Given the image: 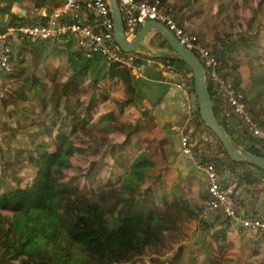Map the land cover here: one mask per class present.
<instances>
[{
	"label": "trees",
	"instance_id": "1",
	"mask_svg": "<svg viewBox=\"0 0 264 264\" xmlns=\"http://www.w3.org/2000/svg\"><path fill=\"white\" fill-rule=\"evenodd\" d=\"M53 44L57 46L59 43ZM80 55L84 57L81 53ZM220 55L222 57L225 52H220ZM100 58L88 60L84 57L87 61L68 79L63 89V97L56 99L53 106L48 103L50 100L44 102V98L37 97L33 92H52L53 86L63 81L60 70H56L53 79L49 78L51 69L44 70L42 78H38L37 72L32 73L28 79L26 76L23 78L21 74L23 86L31 87L27 91L34 94L32 99L35 98L34 110L26 111L27 115H43L40 116L41 122L31 120L32 124L22 122V125L41 126L37 133L44 135V138L31 150L23 149L21 158L18 155L12 156L23 169L3 170L10 183L8 187L0 186V250L13 253V259L19 264H108L72 233L77 224L97 220L105 232H118L127 222L139 227L140 244L136 256L145 252L148 237L161 242L168 232V244H178L179 248L177 251H174L173 246L169 248L171 252H175L174 256L168 257V262L157 260L158 264H232L223 248L216 250L210 245L217 237L215 235L204 236L198 243L185 244V240L194 239L189 224L198 219L199 213L195 211L196 204L191 202L187 195L180 194L183 190L180 185L198 179V175L206 180V176L191 158L184 154L181 133V152L172 147V153L168 156L164 143L148 141V149L138 147L133 150L131 157L123 160L117 170L103 173L102 165L98 162L86 167L82 174L85 181L83 185L78 186L81 178L70 179L67 176L73 168V156L82 151L76 143L71 142L73 136L78 138L80 130L89 131L91 134L100 129L104 120H123L130 129L124 146L127 148L132 136L141 127L139 121L133 124L130 118L123 116L127 107L139 109V79L120 64H94L95 60ZM174 63L178 65L173 66L178 73L183 74V67L188 68L179 58L171 61L172 65ZM93 65L99 66L100 69L94 72L95 74H89L91 85L83 88L80 80L88 76V71ZM188 70L191 74L192 71L189 68ZM183 75L189 76L186 73ZM190 80L184 83L192 86V93L195 95L193 77ZM48 82H51V85H48ZM119 85L125 92V97L121 100L117 99L115 94ZM85 91H89L88 94L85 95ZM19 98L28 99L24 94H20ZM215 110L214 108L216 116ZM65 112L67 120L62 122L58 118ZM26 119L27 117L24 118ZM218 122L231 140L236 142L229 127L219 120ZM199 123L204 124L201 120ZM212 135L215 137L213 133ZM199 136V132L191 136L190 143L196 144ZM243 139L246 141L248 138ZM217 141V149L207 151L204 160L215 159L216 152H222L234 166H246L264 174V171L256 166L232 162L218 139ZM50 142L56 147L52 148L48 144ZM249 145L246 152L264 157V145L257 142H251ZM180 156L185 157V163L179 162ZM168 169L177 171L176 184L168 182ZM248 178L249 174H246L244 179ZM93 181L105 182L101 192H96L100 186L94 188L91 185ZM81 188H90V191L84 192ZM207 201L208 194L206 203ZM2 213H6V216ZM222 241L225 242L226 238Z\"/></svg>",
	"mask_w": 264,
	"mask_h": 264
},
{
	"label": "rangeland",
	"instance_id": "2",
	"mask_svg": "<svg viewBox=\"0 0 264 264\" xmlns=\"http://www.w3.org/2000/svg\"><path fill=\"white\" fill-rule=\"evenodd\" d=\"M163 2L165 7L172 11L176 21L184 24L190 33L197 35L203 44L208 45V47L213 46L215 49L219 48L218 51L222 52V54L225 52L222 60L226 69V76L233 80L234 84L245 95L249 113L264 128V0H168V3L167 1ZM17 39L18 42L15 46L13 44L12 48L11 76L0 79V186L3 185L5 187H8L10 180L5 177L3 170L8 168L23 169V166L21 164L18 165V162L12 156L18 155L21 158L23 149L31 150L36 146L37 142L44 138V135L37 133V129L41 126L22 125V122L24 124L25 122L26 124H32L31 120L36 123L41 122L42 118L40 116L43 117V115L38 113L36 115L31 113L32 116L27 115L26 111L33 112L34 110L35 98L32 99V96L34 94L37 97L41 96L44 98V102L50 100L48 103H52L53 106L56 99L63 97L64 86L68 83V79L74 75L75 66L80 65V61L83 62V59H74L71 62L70 59L72 57L70 55L74 52L67 53L68 43L57 44L56 47L58 49L56 48L54 52L48 55L45 62L52 66L49 78L53 79L56 68H58L63 81H59L57 86H53L52 92L48 94L44 91H36L33 92L34 94L30 93L27 90H30L31 87L23 86V81L20 78L21 74H23L22 77L25 78L26 76L28 79L32 73L36 72L37 63L34 60L36 51H33L31 47L26 48V51V49L22 48L23 38ZM75 47L77 48L76 45ZM177 58L178 56L173 52L172 57H168V61ZM166 60L162 59V62L168 68L169 66L165 64ZM94 64L97 63L94 62ZM170 66L172 68L173 66L178 67L176 63ZM99 69V66L95 65L94 67L93 65V68L88 73L90 72V75H92ZM171 71L168 68V74ZM183 73L189 75L183 76L184 82H190L192 73L190 74L187 67H183ZM80 82L83 84V88L91 85L90 79L80 80ZM47 84L51 85V82ZM70 91H72L71 88ZM88 92L85 91V95ZM209 92L212 99L215 100L211 90ZM20 94H24L28 99L22 100L19 98ZM215 113L217 119L224 126H227L225 119L216 110ZM66 114V112L62 113L58 119H61L62 122L67 120ZM25 117H27L26 120H24ZM42 125L44 127V123ZM101 127L96 132H91V134L89 131L80 130L78 138L76 136L72 137L71 142L73 144L76 143L82 151L72 158L73 168L67 174L70 179H82V174L86 167L88 168L89 165L96 162L102 165L103 173L112 172L113 169L117 170L119 168V164L123 160L131 157L133 150L130 147L131 142H129L130 144L127 145V148L124 147L126 136L130 130L127 123L123 122V120L117 122L104 120L101 122ZM229 130L233 131L231 128ZM235 133L237 134L234 131ZM241 139L239 138L236 142L242 143L243 139ZM48 144L52 148L56 147L52 142ZM147 146H143V149H148ZM237 149L243 152L238 147ZM79 182L81 183L78 186L85 183L84 179ZM104 183L93 181L91 185L94 188L100 186V189L96 191L98 193L102 191ZM81 189L84 192L90 191V188ZM2 214L6 216V213ZM189 226L191 234L197 237L199 234L194 231V223H190ZM139 232V227L128 222L118 232H105L102 224L97 220L79 223L72 230L74 236L88 245L93 253L103 258L108 264H141V262L158 264L157 260L168 262V257H173L174 251L179 248L178 244H168L167 232L161 242L158 239L148 237L149 241L145 245V252L141 256H136L138 245L140 244L138 239ZM138 241L139 243H137ZM185 244L190 245L191 241L187 239ZM172 246L174 251L171 252L169 248H172ZM13 257V253L0 250V264H19ZM137 259L142 260L139 261Z\"/></svg>",
	"mask_w": 264,
	"mask_h": 264
},
{
	"label": "built area",
	"instance_id": "3",
	"mask_svg": "<svg viewBox=\"0 0 264 264\" xmlns=\"http://www.w3.org/2000/svg\"><path fill=\"white\" fill-rule=\"evenodd\" d=\"M128 41H133L138 30L147 22L164 25L174 34L180 44L194 54L204 70V79L214 99L213 108L225 119L229 129L242 138H250L264 145V128L249 113L246 97L233 80L226 76V69L218 49L203 44L197 35L190 33L184 24L178 23L171 10L161 0H117ZM46 21L36 19L35 23L16 24L0 34V79L12 72L13 40H29L65 43L73 40L78 51L88 60L103 58L107 63L120 64L133 75H142L143 67L135 53L123 52L115 41V23L109 0H65L63 7L51 16H43ZM166 60L172 71L169 79L178 80L177 87L189 96L187 116L181 128L182 148L197 168L205 173L208 201L203 213L221 214L226 220L235 222L242 229L259 234L264 241V220L248 216L244 207L245 188L242 185L246 166L234 170V177L226 180L224 171L228 168L222 152H216L215 159L204 160L209 150H216L217 139L201 124L196 95L192 86L184 83L182 73H178ZM200 119V120H199ZM202 121V120H201ZM199 132L197 143L192 145L190 137ZM245 167V168H244Z\"/></svg>",
	"mask_w": 264,
	"mask_h": 264
},
{
	"label": "crops",
	"instance_id": "4",
	"mask_svg": "<svg viewBox=\"0 0 264 264\" xmlns=\"http://www.w3.org/2000/svg\"><path fill=\"white\" fill-rule=\"evenodd\" d=\"M161 1L168 3V0ZM64 3L65 0H0V34L6 33L9 27L16 24L35 23L36 19L46 21L43 16H51L55 11L60 10ZM143 26L139 28L137 35ZM23 40V49L31 47L33 51H36L34 60L37 67L35 70L38 78H42L44 70H52L51 64H47L45 59L58 47L51 42ZM69 41L66 42L69 44L67 53L74 52L70 55L72 57L71 62L74 59H83V62L80 61V65L75 66V74L87 60L80 55L75 47V42ZM17 42V38L13 40L14 46ZM133 53L139 57L143 72L140 78L137 77L139 79L137 84L140 96L139 109L133 106L127 107L125 108L126 114L123 115L125 118H130L133 124L139 121L141 125L138 132L132 136L130 147L135 150L138 147L147 146L148 141H155L156 143H164L168 150V156L172 153V147L177 152H181V124L188 111L189 96L177 87V81L168 80V68L164 66L162 59L172 57L173 52L165 37L160 32L152 30L144 40L140 50ZM95 62L103 65L106 61L100 58L99 60L96 59ZM56 69L58 70V68ZM89 74L85 79L91 80ZM115 94L120 100L125 97L121 85L116 88ZM230 132L235 140L238 141L239 138H242L238 134H234V131ZM241 142L233 143L243 152H246L251 142L255 143L250 139L246 141L243 139ZM185 160V157L180 156V163H185ZM223 161L226 167L228 166L224 171L226 180L234 177L233 171L235 169L243 168V166H234L227 158ZM246 174H249L247 180L244 179ZM177 179V171L168 169V182L171 181L170 184L174 182L176 184ZM242 185L245 188L243 204L246 214L264 220V174L247 167L243 174ZM180 186L183 188L180 194L187 195L188 199L196 204L195 211L199 213L198 219L191 222V224L194 223V231L199 234L197 237L194 236L192 243H198L204 236L208 237L209 234L215 235L217 237L210 245H213L216 250L223 248L224 252L228 254V261L232 264H264V241L259 234L242 229L239 224L226 220L221 214L205 215L203 213L207 196V181L203 176L198 175V179H193ZM224 238H226L225 242L222 241Z\"/></svg>",
	"mask_w": 264,
	"mask_h": 264
},
{
	"label": "water",
	"instance_id": "5",
	"mask_svg": "<svg viewBox=\"0 0 264 264\" xmlns=\"http://www.w3.org/2000/svg\"><path fill=\"white\" fill-rule=\"evenodd\" d=\"M115 23V41L125 53H133L140 50L141 45L152 30L160 32L166 39L171 50L192 71L195 95L200 119L206 127L215 135L222 145L229 159L234 163H246L258 167L264 171V157L240 152L236 145L218 122L213 108L212 96L206 86L204 70L194 54L184 48L172 32L162 24L147 22L133 41H128L125 34L122 14L117 0H109Z\"/></svg>",
	"mask_w": 264,
	"mask_h": 264
}]
</instances>
